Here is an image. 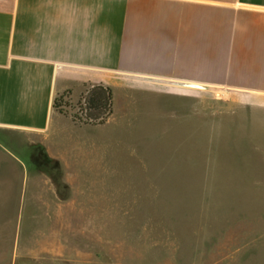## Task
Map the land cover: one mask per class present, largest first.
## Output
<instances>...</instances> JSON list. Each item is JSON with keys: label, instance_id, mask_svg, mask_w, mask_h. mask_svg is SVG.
Here are the masks:
<instances>
[{"label": "rangeland", "instance_id": "rangeland-1", "mask_svg": "<svg viewBox=\"0 0 264 264\" xmlns=\"http://www.w3.org/2000/svg\"><path fill=\"white\" fill-rule=\"evenodd\" d=\"M89 87L56 96L51 148L0 147V264H264V106L122 89L91 124Z\"/></svg>", "mask_w": 264, "mask_h": 264}, {"label": "crops", "instance_id": "crops-1", "mask_svg": "<svg viewBox=\"0 0 264 264\" xmlns=\"http://www.w3.org/2000/svg\"><path fill=\"white\" fill-rule=\"evenodd\" d=\"M95 84L113 99L122 89L205 86L231 103L264 106V0H0L5 154L14 134L22 147L51 148L64 126L56 96ZM54 168L33 167L49 176Z\"/></svg>", "mask_w": 264, "mask_h": 264}, {"label": "trees", "instance_id": "trees-1", "mask_svg": "<svg viewBox=\"0 0 264 264\" xmlns=\"http://www.w3.org/2000/svg\"><path fill=\"white\" fill-rule=\"evenodd\" d=\"M112 112V89L103 84H95L87 89L81 115H76L75 119L83 123H104Z\"/></svg>", "mask_w": 264, "mask_h": 264}]
</instances>
